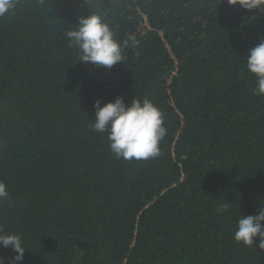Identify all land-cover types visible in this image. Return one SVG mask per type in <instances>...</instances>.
I'll return each mask as SVG.
<instances>
[{"label":"trees","instance_id":"trees-1","mask_svg":"<svg viewBox=\"0 0 264 264\" xmlns=\"http://www.w3.org/2000/svg\"><path fill=\"white\" fill-rule=\"evenodd\" d=\"M89 12L121 45L135 35L122 63L69 46ZM260 38L264 0H18L0 17V234L22 237L19 264H264L259 238L233 239L264 207V95L245 59ZM117 96L162 111L159 156L117 158L92 129L94 101Z\"/></svg>","mask_w":264,"mask_h":264},{"label":"clouds","instance_id":"clouds-1","mask_svg":"<svg viewBox=\"0 0 264 264\" xmlns=\"http://www.w3.org/2000/svg\"><path fill=\"white\" fill-rule=\"evenodd\" d=\"M44 3V0H40ZM18 0H0V17L15 10ZM69 46L79 50V61L91 63L95 67L111 68L124 60L123 48L136 47L135 35L129 34L121 45L109 24L97 12L78 18L73 30L66 33ZM247 71L255 77V93L264 95V38L251 47L245 57ZM95 118L91 125L95 132L107 133L109 148L117 158L124 160H146L160 155L159 144L166 135L162 111L148 99L134 97L129 103L117 96L113 101L101 105L97 99L93 103ZM7 185L0 181V200L7 198ZM228 204L218 210L226 211ZM259 238V247L264 248V207L257 214L241 216L237 220L233 239L244 245H252ZM0 247L15 253L8 264H19L23 260L25 248L18 234H0ZM4 264V257H0Z\"/></svg>","mask_w":264,"mask_h":264}]
</instances>
